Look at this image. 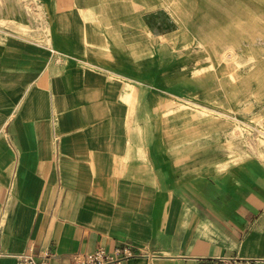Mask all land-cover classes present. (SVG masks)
I'll list each match as a JSON object with an SVG mask.
<instances>
[{"label":"crops","instance_id":"obj_1","mask_svg":"<svg viewBox=\"0 0 264 264\" xmlns=\"http://www.w3.org/2000/svg\"><path fill=\"white\" fill-rule=\"evenodd\" d=\"M40 6V31L0 28V264L98 247L126 248L124 264H264V160L226 159L208 117L171 110L161 0Z\"/></svg>","mask_w":264,"mask_h":264},{"label":"rangeland","instance_id":"obj_2","mask_svg":"<svg viewBox=\"0 0 264 264\" xmlns=\"http://www.w3.org/2000/svg\"><path fill=\"white\" fill-rule=\"evenodd\" d=\"M159 18L162 59H176L171 110L208 117L226 159L263 161L264 0H161ZM43 21L40 0H0L1 29L32 34Z\"/></svg>","mask_w":264,"mask_h":264},{"label":"built area","instance_id":"obj_3","mask_svg":"<svg viewBox=\"0 0 264 264\" xmlns=\"http://www.w3.org/2000/svg\"><path fill=\"white\" fill-rule=\"evenodd\" d=\"M4 227V216L0 213V255H2L1 237ZM130 255L126 248H116L109 252L102 247H98L92 252L74 255L75 264H124L123 260ZM49 255L44 253V257ZM16 264H46L45 260L36 258L31 253H18L16 255Z\"/></svg>","mask_w":264,"mask_h":264}]
</instances>
